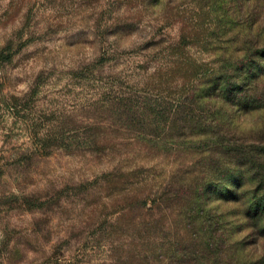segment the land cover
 <instances>
[{"label": "rangeland", "instance_id": "rangeland-1", "mask_svg": "<svg viewBox=\"0 0 264 264\" xmlns=\"http://www.w3.org/2000/svg\"><path fill=\"white\" fill-rule=\"evenodd\" d=\"M256 11L231 24L202 0H0V264H150L184 194L264 172V76L246 94L258 103L226 110L232 127L196 105L227 136L183 119L220 56L264 48ZM157 191L166 219L150 213ZM213 205L253 241L241 208Z\"/></svg>", "mask_w": 264, "mask_h": 264}, {"label": "trees", "instance_id": "trees-1", "mask_svg": "<svg viewBox=\"0 0 264 264\" xmlns=\"http://www.w3.org/2000/svg\"><path fill=\"white\" fill-rule=\"evenodd\" d=\"M197 1L200 0H195ZM202 2L207 3L219 22L231 24L234 23L233 15L238 19L245 16V21L248 22L258 16L256 11L258 8L264 7V0H202ZM218 62L220 65L216 70L208 75L204 73L197 79L199 86L205 85V90L194 89L185 95L191 101L187 104H194V108L189 109L183 117L191 121L189 129L184 130L189 131L190 136L204 138L210 133L217 138L218 134L226 136L228 134L221 129L214 132L216 126L211 121L206 125L200 122L196 105L203 108L207 103H214L218 106L215 115L218 114L222 118L223 112L226 123L232 127L231 118L228 119L226 114L227 109L237 107L241 111H246L248 104L258 103L255 97L246 94L255 92L256 86L263 80L264 71L261 70L264 68L262 65L264 48L251 49L234 61L220 56ZM218 143L221 146L224 144ZM232 178L235 188L226 186L223 179L221 182L201 185L192 196L187 197L184 194L183 204L179 205L180 213L177 214L180 217L181 229L175 233L173 240L160 244L155 240L151 243L147 257L150 264H264V172L257 178L249 179L247 174L239 169V174ZM246 186L248 190L242 191ZM177 194V191L170 192L174 200L180 198ZM165 196H168V192ZM162 200H164L162 192L152 193L150 201L152 219L157 215L163 219L168 216L165 202ZM216 203L234 204L238 209L241 208L243 220L241 225L243 224V229L249 230V235L254 237L252 242L244 238L236 241L231 238L240 225L236 223L238 221L231 222L227 219V212L215 207L213 204ZM215 209L217 212H214ZM238 209L237 213L231 214L238 216ZM170 227L166 229L170 231ZM256 246V250L259 249L261 254L253 256L254 253L247 248Z\"/></svg>", "mask_w": 264, "mask_h": 264}]
</instances>
